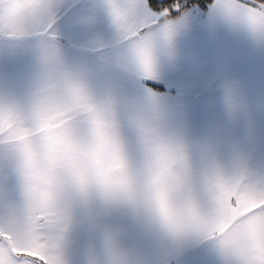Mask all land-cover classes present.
Instances as JSON below:
<instances>
[{
    "label": "snow or ice",
    "instance_id": "snow-or-ice-1",
    "mask_svg": "<svg viewBox=\"0 0 264 264\" xmlns=\"http://www.w3.org/2000/svg\"><path fill=\"white\" fill-rule=\"evenodd\" d=\"M157 0H105L106 12L118 44L144 76L151 74L158 52L170 50L174 35L173 13L180 6L151 10ZM232 23L264 37V0H218L214 5ZM60 0H29L12 30L17 40H28L52 52L54 63L45 65L42 84L20 103H0V143L14 146L25 161L26 188L33 183L35 145L43 144L53 167L57 155L71 161L74 175L82 182L95 180L102 187H127L125 153L129 148L119 130L118 116L93 95L89 87L63 64L60 54L58 17L65 9ZM70 24L95 23L99 6L73 4ZM133 144L146 157L182 173L187 182L194 177L185 146L169 139L162 125L151 118H134ZM91 138L87 151L74 149L81 131ZM94 165L92 171L87 166ZM50 175V173H49ZM156 183L160 185V181ZM159 206L169 227V238L214 242L224 264H264V179L254 180L242 168L227 171L213 165L204 178L203 190L181 194L179 210L170 209L167 193L160 185ZM46 217L25 228L0 229V264H59L54 260V242ZM169 264H175L169 260Z\"/></svg>",
    "mask_w": 264,
    "mask_h": 264
},
{
    "label": "crops",
    "instance_id": "crops-1",
    "mask_svg": "<svg viewBox=\"0 0 264 264\" xmlns=\"http://www.w3.org/2000/svg\"><path fill=\"white\" fill-rule=\"evenodd\" d=\"M216 2L207 9H189L192 25L175 28L171 49L158 52L149 76L139 72L117 40H99L96 30L87 33L89 40L86 35L78 45L70 42V50L60 46V54L64 66L118 116L122 138L123 130H133L132 119L156 120L169 139L187 149L195 180L202 165L196 141L214 133L219 144L212 158L215 165L227 171L242 168L252 179H264V37L230 22L214 6ZM104 3L70 0V17L73 4H94L104 11ZM28 47L30 43L0 41V103L26 101L45 79L35 59L25 52ZM140 78L174 90L173 98L178 99L187 96L178 90L193 86L196 94L188 97L195 100L176 103L143 86ZM131 140L128 146L133 149ZM3 151L0 148V154ZM15 196V186L0 180V203H11ZM134 235L139 241L136 264H169V260L224 264L212 241L178 243L139 222ZM91 239L88 234L73 233L65 251L66 264H79L90 250Z\"/></svg>",
    "mask_w": 264,
    "mask_h": 264
},
{
    "label": "clouds",
    "instance_id": "clouds-1",
    "mask_svg": "<svg viewBox=\"0 0 264 264\" xmlns=\"http://www.w3.org/2000/svg\"><path fill=\"white\" fill-rule=\"evenodd\" d=\"M29 0H0V36L17 40L13 25L23 15ZM42 71L45 65L54 63L52 52L42 50L31 42L25 49ZM85 131L77 136L74 149L83 153L91 145ZM216 134L196 141L202 165L195 180L187 182L182 173L165 165L156 157H146L135 147L125 153L127 187H102L95 180L87 183L78 179L71 168V161L57 155L52 160L43 144L35 145L33 161L35 191L26 188L25 161L14 146L0 143V180L15 186L16 196L11 203H0V229L25 228L46 217L49 233L53 239L52 256L59 264H66L65 251L73 233L91 236L90 250L82 256L79 264H136L139 241L135 238L137 222L149 224L169 236L159 206L160 185L167 193L170 209L179 211L185 201L181 194L203 190L204 178L212 174L213 156L218 149ZM192 162V160H191ZM94 165L86 171L90 173ZM50 173V175H49ZM160 181V185L156 181Z\"/></svg>",
    "mask_w": 264,
    "mask_h": 264
},
{
    "label": "rangeland",
    "instance_id": "rangeland-1",
    "mask_svg": "<svg viewBox=\"0 0 264 264\" xmlns=\"http://www.w3.org/2000/svg\"><path fill=\"white\" fill-rule=\"evenodd\" d=\"M61 3H63L66 7L64 9V11L61 13V15L58 17V23H57V31L60 34V46H63L65 48H67L68 50H70V47H72L73 43L70 42H74L75 44L78 45L79 40H84L82 39L83 37H85L86 35V39L89 40V32H93L94 30H96V32L98 33L97 38L100 40L102 37L104 38L103 41L110 43L113 42L115 43V41L117 40V36L114 32V30L112 29L111 25H110V20L107 16V14H105L106 12L104 11H99L98 15L96 16L95 19V23L93 26H91L90 28L86 25V24H80L78 26H73L70 24V0H60ZM187 2L185 0H182L178 5L180 6V9L186 4ZM201 10V9H200ZM173 22H174V29L176 28H184V26L190 25L189 22L192 25V18H191V11L189 9H185L182 11V13L180 15H178L175 18H170ZM71 26V27H70ZM173 31L176 32V29ZM93 30V31H92ZM183 33L181 32V34H177L179 36H181ZM84 35V36H83ZM71 38V40H70ZM74 38V39H73ZM73 39V40H72ZM0 41H8V42H26V43H31L28 40H22V41H13V40H9L3 36H0ZM181 88V87H180ZM168 91L173 92V95H167L169 97H171V99L173 100H177L176 103H182L184 101H193L195 100V97H188V95H195L196 91L195 88L192 86L190 89L189 88H182V89H186V90H178L181 93L186 94L187 96H184V98H173L176 96V92L170 88H166ZM183 97V96H182ZM173 132V131H172ZM123 139L127 142V144H131L132 143V138L134 136V132L133 130L130 129H125L123 130ZM132 137V138H130ZM130 148V147H129Z\"/></svg>",
    "mask_w": 264,
    "mask_h": 264
},
{
    "label": "trees",
    "instance_id": "trees-1",
    "mask_svg": "<svg viewBox=\"0 0 264 264\" xmlns=\"http://www.w3.org/2000/svg\"><path fill=\"white\" fill-rule=\"evenodd\" d=\"M182 0H157V5L151 11L155 13L156 11H163L164 8L178 5ZM187 3L180 9L178 13H173L170 18H175L182 13L185 9H190L193 6H197L202 9H207L213 4L214 0H185ZM139 82L149 88L150 90L164 94V95H173L174 93L168 91L166 87L162 84L154 83L145 79H138Z\"/></svg>",
    "mask_w": 264,
    "mask_h": 264
}]
</instances>
